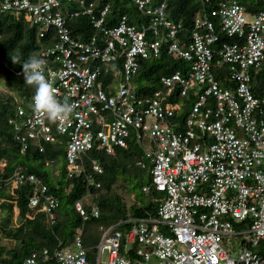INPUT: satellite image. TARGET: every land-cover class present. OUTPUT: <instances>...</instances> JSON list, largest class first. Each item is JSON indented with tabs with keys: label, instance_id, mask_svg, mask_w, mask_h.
Instances as JSON below:
<instances>
[{
	"label": "built area",
	"instance_id": "obj_1",
	"mask_svg": "<svg viewBox=\"0 0 264 264\" xmlns=\"http://www.w3.org/2000/svg\"><path fill=\"white\" fill-rule=\"evenodd\" d=\"M132 1L148 23L130 24L122 14L109 26L110 5L96 14L87 0H0V14L23 15L38 27L39 39L53 32V44L40 58L57 99L73 108L70 118L53 120L33 111L32 98L20 101L9 120L19 152H44L64 136L66 176L79 178L96 144L111 154L127 148L131 137L142 147L153 164L152 184L163 193L157 216L131 218L127 229L119 223L106 228L95 264H264V96L251 89V71L264 62V10L250 15L237 0H196L190 40L182 43V22L167 17L166 0ZM82 15L100 36H72L69 22ZM224 35L235 40L223 41ZM163 40L185 69L163 77V89L153 95L142 94L134 84L140 59L159 56ZM120 58L122 70L113 66ZM102 71L119 79L106 85L99 81ZM15 74L25 80L22 67ZM173 93L195 96L183 121L173 120L179 107L168 101ZM89 161L102 173L98 159ZM26 182L29 207L42 204L51 214L57 202L36 174L19 167L6 186ZM87 184L99 185L92 174ZM76 208L87 220L81 201ZM91 215H100L97 205ZM241 221L247 224L235 225ZM105 246L109 254L102 262ZM51 258L56 264H90L80 233L70 246L33 251L21 264Z\"/></svg>",
	"mask_w": 264,
	"mask_h": 264
},
{
	"label": "trees",
	"instance_id": "obj_2",
	"mask_svg": "<svg viewBox=\"0 0 264 264\" xmlns=\"http://www.w3.org/2000/svg\"><path fill=\"white\" fill-rule=\"evenodd\" d=\"M165 0H153V5ZM166 15L175 22H182L179 38L182 43L190 40L193 28V16L200 4L196 0H166ZM213 2L217 0H212ZM250 14L264 10V0H237ZM93 2L95 13L109 4L111 12L107 17V25L117 22L120 15L126 14L130 24L140 26L148 23L149 18L141 14L132 0H87ZM215 4V3H213ZM4 14V15H2ZM72 36L79 40H87L93 35H101L93 27L88 16H78L69 22ZM151 32L149 33V37ZM53 32H49L43 39L38 37V27L31 25L23 15L15 16L11 13L0 14V187L6 186V181L14 171L21 167L29 173L38 176L42 183L48 187V193L52 195L57 206L51 214L39 207L30 208L28 205L31 194V184L26 182L11 191H0V202L3 200V215L0 217V261L5 264H21L33 251L70 246L80 233L83 245L87 249L90 264H95L96 246L100 243L106 228L119 223V227L130 228L131 218L156 217L163 193L152 184L151 169L153 164L144 156L142 147L133 139H128V147L115 148L109 154L99 145H95L87 155L85 173L79 178L66 176V157L64 136L58 135L56 143L46 144L44 152H39L32 147L27 153L21 154L13 140V126L9 120L15 116L17 106L22 100H30L34 95V88L25 83V80L15 74L20 69L23 61L35 53L40 57V52L53 44ZM224 41H234L235 38L222 36ZM16 58V64L12 59ZM123 59H118L114 67L122 70ZM226 68H228L226 66ZM184 70L185 62L182 58L168 52L167 41L163 40L161 54L157 57L140 59L138 73L134 78L146 80L138 90L142 94L153 95L156 90L163 89L162 79L171 75L176 70ZM218 77L223 78V72L215 70ZM253 81L251 89L257 96H264V62L257 70L251 71ZM154 77V78H153ZM118 78V77H117ZM117 78L113 72H101L99 81L106 85L114 83ZM119 79V78H118ZM149 79H153L149 82ZM195 96L190 93L181 96L173 93L168 97L171 103H177L176 116L173 120L183 121ZM89 158H96L102 166V173H95L90 166ZM145 161L144 166L140 161ZM49 162V164H47ZM59 168L58 178L54 177V170ZM94 175L95 184H87V175ZM149 186L148 191L143 187ZM133 194L135 200L128 203L126 194ZM88 195L92 203H88L85 197ZM81 201L89 213L84 220L76 208V202ZM93 205H97L100 211L98 217L91 215ZM18 209V226L7 229L4 224L14 221V209ZM244 224L246 221L235 222V225ZM3 234V235H2ZM3 236L16 240L17 244L8 247L2 242ZM38 264H56L51 258L48 261L38 260Z\"/></svg>",
	"mask_w": 264,
	"mask_h": 264
},
{
	"label": "clouds",
	"instance_id": "obj_3",
	"mask_svg": "<svg viewBox=\"0 0 264 264\" xmlns=\"http://www.w3.org/2000/svg\"><path fill=\"white\" fill-rule=\"evenodd\" d=\"M16 64V58H11ZM45 63L37 54H31L22 65L25 83L34 88L31 106L34 112H43L53 120H66L73 114V108L61 103L56 97V90L45 76ZM121 264H124L122 261Z\"/></svg>",
	"mask_w": 264,
	"mask_h": 264
},
{
	"label": "rangeland",
	"instance_id": "obj_4",
	"mask_svg": "<svg viewBox=\"0 0 264 264\" xmlns=\"http://www.w3.org/2000/svg\"><path fill=\"white\" fill-rule=\"evenodd\" d=\"M2 15H4V14H2ZM154 78V77H153ZM152 80L153 79H149V82L151 83L152 82ZM146 82V80H143V79H141V78H138V79H136V81L134 82V84L139 88L140 87V85L141 84H143V83H145ZM2 88V86L0 85V89ZM54 177H56V179L58 178V175H59V168L58 169H55L54 170ZM90 186H93V185H90ZM13 188H11V187H7V186H5V187H3V188H0V191L1 192H3V191H11ZM125 199H126V201L128 202V203H131V202H133L134 200H135V198H134V195L133 194H131V195H129L128 193L125 195ZM84 200H86L88 203H92V199H90L89 197H88V195L85 197V199ZM3 201H6V200H3ZM3 201H1L0 202V217H2V215H3V208H2V203H3ZM18 209L17 208H15L14 209V221L12 222V223H5L4 224V226L7 228V229H9V228H11L12 226H18V225H20V222L18 221V219H17V215H18ZM3 235V234H2ZM2 242L5 244V245H7L8 247H12V246H14V245H16L17 244V241L16 240H12V239H10V238H5L4 236H3V238H2ZM237 242H238V240H235V244H237ZM96 248H97V246H96ZM108 254H109V248L107 247V246H105L104 248H103V251H102V256H101V259H102V262H104L105 260H107V258H108ZM233 255H235V254H233Z\"/></svg>",
	"mask_w": 264,
	"mask_h": 264
}]
</instances>
